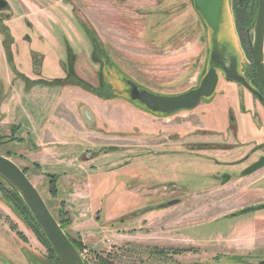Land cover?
<instances>
[{
	"label": "rangeland",
	"instance_id": "1",
	"mask_svg": "<svg viewBox=\"0 0 264 264\" xmlns=\"http://www.w3.org/2000/svg\"><path fill=\"white\" fill-rule=\"evenodd\" d=\"M7 2L0 154L25 168L48 208L69 220L86 263L264 261V208L232 214L264 193V180L239 192L238 182L223 186L264 157V105L239 83L226 86L221 73L212 95L171 114L151 111L127 89L128 79L161 95L199 84L211 65V29L192 0ZM231 3L222 1L217 38L250 75ZM238 128L248 142L235 139ZM52 140L72 151L42 149ZM45 174L58 175L55 195ZM1 260L50 263L35 232L0 199Z\"/></svg>",
	"mask_w": 264,
	"mask_h": 264
},
{
	"label": "water",
	"instance_id": "2",
	"mask_svg": "<svg viewBox=\"0 0 264 264\" xmlns=\"http://www.w3.org/2000/svg\"><path fill=\"white\" fill-rule=\"evenodd\" d=\"M222 1L223 0H192L195 9L211 29L209 53L211 65L201 78L199 84L185 92L172 95H161L139 88L136 83L128 79L127 83L130 85V98L132 100L141 103L151 111L171 114L180 109L193 108L199 103L202 97L212 95L218 82L217 68L212 66V61L214 60V56L218 53L217 44L219 41L217 33L219 30ZM0 2V8L4 7L6 1L0 0ZM246 40L259 82L264 89V0H257L256 16L253 23L246 28ZM220 44L229 51L225 43ZM224 73L226 78L242 82L246 87L252 89L245 77L238 74L235 68L231 69L230 72L225 71ZM254 91L258 97L263 98L257 90ZM262 165H264V157H260L257 161L243 169V174L250 173ZM0 175L13 186L29 206L39 228L44 233L59 263L85 264L81 253L76 249L68 235L61 228L38 189L30 181L23 169L16 162L3 154H0ZM177 201L178 199H172L165 202L164 205H171ZM260 208H264V202L243 207L232 214H239ZM2 264L11 263L4 261ZM259 264H264V261H261Z\"/></svg>",
	"mask_w": 264,
	"mask_h": 264
},
{
	"label": "trees",
	"instance_id": "3",
	"mask_svg": "<svg viewBox=\"0 0 264 264\" xmlns=\"http://www.w3.org/2000/svg\"><path fill=\"white\" fill-rule=\"evenodd\" d=\"M232 13L234 16V23L239 31L243 33V38H245L246 43V28L253 23L256 11H257V0H232L231 3ZM248 57H249V67L250 77L254 79L257 84H259L257 73L249 52L248 47H245ZM2 142V138L0 140ZM23 169V168H22ZM23 171L26 173V169L24 168ZM48 179L49 184V191L51 194H56V184H57V178L58 175L56 174H45ZM0 199L1 201L7 205L11 211L21 219L23 223L28 225L36 234L39 241L45 246L48 258L50 260V263L48 264H60L59 261L56 258V255L54 254L53 249L51 248L48 240L46 239L44 233L39 228V225L31 212L29 206L26 204L24 199L19 195V193L13 188V186L2 176L0 175ZM50 209V208H49ZM51 211V209H50ZM52 212V211H51ZM54 217L59 222L61 228L65 231V233L68 235L76 249L81 253V246L80 244L72 238L68 232L66 231V226L68 225L69 220L65 219L63 214L61 213L60 209L58 210L57 214H54ZM84 263H86L84 258ZM96 264H114L112 261H109L107 259H103L102 257H96Z\"/></svg>",
	"mask_w": 264,
	"mask_h": 264
},
{
	"label": "flooded vegetation",
	"instance_id": "4",
	"mask_svg": "<svg viewBox=\"0 0 264 264\" xmlns=\"http://www.w3.org/2000/svg\"><path fill=\"white\" fill-rule=\"evenodd\" d=\"M5 1H6V4L4 5V7L0 8V12H2L3 10L8 9L10 7L9 3L7 2V0H5ZM41 21L42 20H39L36 23L41 22ZM1 23H4V19H2L0 17V24ZM36 23H34V24H36ZM27 37L30 38L29 36H27ZM12 42H14V41H12ZM217 47H218V53L214 56V60L212 61L213 62L212 66H215L217 68V70H218V82H217V85L221 84L220 83L221 82V79L219 77V74L220 73L221 74H224L223 75L224 76L223 80H224L225 84H227L226 86H228L229 83L231 84V79L226 78L224 72L225 71L230 72L231 69L235 68L236 69V72L238 74L243 75L245 77L246 81L252 87L253 90L252 89H249L248 87H246L242 82H239V81H236V80H233V82L235 81V82L239 83L240 87H243V88L249 90L250 93L253 96H255L256 100L258 102L260 101L262 103V105H264V89L262 88L260 82H259V84H257V82L250 77L249 72L246 73L245 71L240 70V68H239V62H238L239 60H238V57L235 54L233 56V54L231 52L227 51L224 48V46L221 45L220 43L217 44ZM32 57L34 59L37 58V59L40 60V56H38L36 54L32 55ZM39 66H40V62L39 63L33 62L31 69L33 68L34 71H37L38 70L37 68H40ZM126 84H127V89L130 92V86H129L128 83H126ZM217 85H216V88H217ZM216 88H215V90H216ZM254 90H257L262 95L263 98L258 97ZM14 129H15V127L13 128V130ZM3 140H5V138H2V141ZM3 262H4V260H1L0 261V264H2Z\"/></svg>",
	"mask_w": 264,
	"mask_h": 264
},
{
	"label": "crops",
	"instance_id": "5",
	"mask_svg": "<svg viewBox=\"0 0 264 264\" xmlns=\"http://www.w3.org/2000/svg\"><path fill=\"white\" fill-rule=\"evenodd\" d=\"M15 80H19V79H15ZM10 82H12V80ZM16 83H17V81H16ZM15 105H16L17 108L19 107V105H17L16 103H15ZM31 132L33 133V130ZM234 136H236V138L234 137L235 139H238L239 141H242L243 143L249 141L248 139H243L242 138L243 137V131L241 129H239V128L234 131ZM54 141H59V140L49 141L47 144L44 145L45 148H42V149H45L46 151H53V152L57 150L58 153L60 151H62V152H71L72 151L71 148L67 149V147L69 145H72V143H67L66 141H64L62 143H56ZM50 142H53V143H50ZM249 157H250V159H252L253 158V153L250 154ZM209 162H213V161H209ZM214 162L221 163V164H217V165H221V166H224V167L229 165L228 164L229 162H218V161H214ZM214 165H215V163H214ZM241 165H244V164H241ZM263 180H264V165L259 167V168H257V169H255L254 171H252V172H250L248 174L240 175V177H238L235 180H229V181L225 182L223 186L227 185V186L233 187V185H236L235 183L238 182L239 183V187H237L238 188L237 192H239L240 189L243 191V189L248 188L249 185L258 184V183H260ZM256 193H258V194L257 195H253L250 199L246 200L245 202H243L242 204L237 206V208H243V207H246V206H249V205H254V204H257V203L264 202V193H261V192H256Z\"/></svg>",
	"mask_w": 264,
	"mask_h": 264
}]
</instances>
